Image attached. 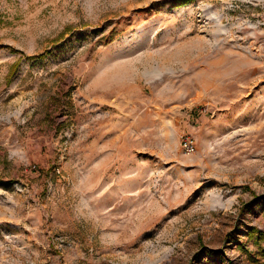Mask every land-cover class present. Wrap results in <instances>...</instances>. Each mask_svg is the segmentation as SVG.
Segmentation results:
<instances>
[{"label": "rangeland", "instance_id": "1", "mask_svg": "<svg viewBox=\"0 0 264 264\" xmlns=\"http://www.w3.org/2000/svg\"><path fill=\"white\" fill-rule=\"evenodd\" d=\"M0 172V264H244L264 0H0Z\"/></svg>", "mask_w": 264, "mask_h": 264}, {"label": "crops", "instance_id": "2", "mask_svg": "<svg viewBox=\"0 0 264 264\" xmlns=\"http://www.w3.org/2000/svg\"><path fill=\"white\" fill-rule=\"evenodd\" d=\"M5 186H7V175L0 172V194H4L2 200L0 198V207H7V188ZM247 235H249L247 241L236 245L245 254L244 264H264V228H250ZM216 261L221 260L216 259Z\"/></svg>", "mask_w": 264, "mask_h": 264}, {"label": "built area", "instance_id": "3", "mask_svg": "<svg viewBox=\"0 0 264 264\" xmlns=\"http://www.w3.org/2000/svg\"><path fill=\"white\" fill-rule=\"evenodd\" d=\"M180 146L187 154L192 153L195 150V141L191 136H184L180 141Z\"/></svg>", "mask_w": 264, "mask_h": 264}]
</instances>
